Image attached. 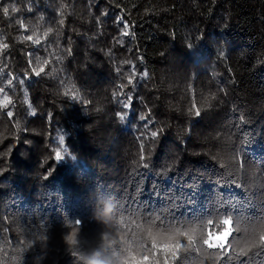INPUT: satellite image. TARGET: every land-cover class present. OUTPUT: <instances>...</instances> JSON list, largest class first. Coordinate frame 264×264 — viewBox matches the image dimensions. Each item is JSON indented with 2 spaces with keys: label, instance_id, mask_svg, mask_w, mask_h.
I'll use <instances>...</instances> for the list:
<instances>
[{
  "label": "trees",
  "instance_id": "1",
  "mask_svg": "<svg viewBox=\"0 0 264 264\" xmlns=\"http://www.w3.org/2000/svg\"><path fill=\"white\" fill-rule=\"evenodd\" d=\"M48 28L39 45L19 39ZM0 42V98L12 100L0 108V264H84L92 253L124 264L131 221L149 210L191 219L223 199L264 218V0H0ZM37 56L49 60L40 76Z\"/></svg>",
  "mask_w": 264,
  "mask_h": 264
},
{
  "label": "snow or ice",
  "instance_id": "2",
  "mask_svg": "<svg viewBox=\"0 0 264 264\" xmlns=\"http://www.w3.org/2000/svg\"><path fill=\"white\" fill-rule=\"evenodd\" d=\"M62 6L60 15H63ZM18 9L15 6L11 7V11L14 13ZM2 11L5 16L9 15V6H2ZM31 11V8H29ZM122 21V18H118V22ZM63 25L64 21H59ZM21 28L27 30V26L20 22ZM129 25L127 22H123V36H128ZM53 29L48 28L43 35H38L36 31H33L31 35L20 36L21 41H31L34 45L41 44V41L52 33ZM8 45L0 42V50L7 48ZM189 47H191L189 45ZM69 54L71 50L69 49ZM31 55V53H29ZM59 59V58H58ZM36 66L32 68V73L35 76H40L44 73L45 66L49 64V60H41L40 57L35 58ZM31 60L29 64L31 65ZM55 71V69H53ZM135 65L132 66V75L128 78V83L132 84L135 77ZM144 77L147 73H142ZM30 77L25 76L19 83L24 84L25 79ZM14 79V78H13ZM12 84V79L7 81V85ZM5 89L0 87V93H4ZM65 95H71L73 99L79 100V92L74 91L73 88L65 90ZM114 95H116L114 93ZM27 97V93L25 92ZM132 98L128 97L127 103L123 104L125 109L131 107ZM12 103L11 98L5 93L0 98V108H7ZM87 103V102H85ZM194 114L196 117L201 115V111L193 103ZM35 115V111L31 112ZM9 117L12 116V112L7 113ZM127 113L117 112L116 116L124 121ZM142 121H145L144 127L147 128L151 121H148L146 117H140ZM19 128V124L16 125ZM162 130L150 131L149 135L152 139H155L160 135ZM59 144L65 145V137H59ZM144 145L141 143L140 154V167L148 169L150 164L147 162L148 157L143 152ZM68 149L63 147L62 150L55 152L56 160L61 161L65 159V155L68 153ZM75 159V157H72ZM236 160L238 167H243V157ZM223 167V165H219ZM223 187V186H221ZM233 187H242L240 185H233ZM221 196L230 198L231 194H225L221 191ZM243 205H233L225 208V201L222 199L220 203L207 215H202L194 218L178 217L175 214V207L173 209H161L159 211L149 210L144 215V223H137L131 221V224L135 226V231H132L131 239L124 238V264H185V260L191 254H197L196 264H204L205 259L212 260V264H219L223 261V264H264V218H261V222L257 223L251 216H245L242 212ZM125 219L120 220V224H125ZM82 224L80 219L75 220V225L78 227ZM131 230V229H130ZM127 233H125V237ZM44 237L42 236L41 239ZM65 240L70 248L71 254L76 260L79 261L80 248L78 245L77 232L73 229ZM116 243L113 241L112 244ZM114 252L115 250L112 249ZM117 257H120L119 253H116ZM255 257V259H253ZM75 264V261H74Z\"/></svg>",
  "mask_w": 264,
  "mask_h": 264
},
{
  "label": "clouds",
  "instance_id": "3",
  "mask_svg": "<svg viewBox=\"0 0 264 264\" xmlns=\"http://www.w3.org/2000/svg\"><path fill=\"white\" fill-rule=\"evenodd\" d=\"M100 219H104L103 213H100ZM80 259L84 261V264H89V261L93 259L97 261V264H105V262L101 260L100 256L97 255L96 253H92L91 255L88 256H81Z\"/></svg>",
  "mask_w": 264,
  "mask_h": 264
}]
</instances>
